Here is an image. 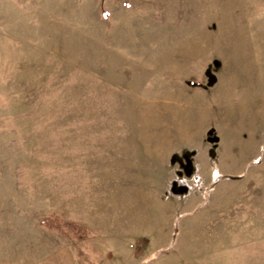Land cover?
Returning a JSON list of instances; mask_svg holds the SVG:
<instances>
[{
	"label": "rangeland",
	"instance_id": "rangeland-1",
	"mask_svg": "<svg viewBox=\"0 0 264 264\" xmlns=\"http://www.w3.org/2000/svg\"><path fill=\"white\" fill-rule=\"evenodd\" d=\"M211 87L233 112L199 141L174 100L215 105ZM141 180L154 203L119 191ZM83 200L87 236L39 223ZM66 247L73 264H264V0H0V264Z\"/></svg>",
	"mask_w": 264,
	"mask_h": 264
},
{
	"label": "crops",
	"instance_id": "crops-1",
	"mask_svg": "<svg viewBox=\"0 0 264 264\" xmlns=\"http://www.w3.org/2000/svg\"><path fill=\"white\" fill-rule=\"evenodd\" d=\"M213 87H211L207 92L204 91V94H202V95H203V97H209L211 99V94H212L213 97L216 98V102H214L216 106L212 105L207 100H206L205 103L204 102H201V103L200 102L199 103L198 102H194L195 101L194 97H189L188 96V98H185V96L182 94V92H180L179 95H176L177 97L173 96V97H176L174 102H178V101L184 99V102L186 104L185 107L187 109V119L193 120L194 118L192 116H194V115L198 116V118L199 117L202 118L201 123H200V121H198L197 124L193 123L191 125V123H190L187 127L185 126V128L183 129L185 131H190V132L193 131L194 134L196 135V137L199 139V141L203 140L202 139L203 135L206 132L207 128L209 129V124H210L209 122H210L211 118H214L213 117L214 114L215 115L218 114V116L220 115L221 117H223V120L224 119L226 120L227 117L229 115H231L232 112H233L231 108H230V110L228 108L225 109V107L219 106V104H216L218 96H217V93H215V90L213 89ZM216 110H218V111H216ZM217 133H218V131H217ZM218 139L220 141L219 133H218ZM204 146L207 148L206 145H204ZM200 167L202 168V166H200ZM148 183H150V182L147 181V180H141L140 183L134 185V184H132V182L126 181L125 184L121 185L123 187L119 188V191H122L123 189H127L128 190L127 192H129L128 194L130 195L131 193H135L136 194V192H138V191H136L138 187H140V188H145L146 187L147 188L146 191L140 190L139 193L142 192V195H143L145 200L150 199L151 202L154 203V201H155L154 198H153V191L154 190H152L150 187H148ZM115 188H117V187H115ZM108 191L110 193H112L115 190H114V188L110 189V187H108ZM108 191H107V193H108ZM116 191H118V190H116ZM83 207H85L84 210H82ZM97 208L99 209V212L105 211L106 209L109 208V204L106 201V202H104V205L98 204ZM85 210H86V202L83 200L81 202V206H80V209H79V211H80L79 216L78 217H74V218H77L76 220H78V221H75V222H78V223H81V224H86L82 220L84 218V214L82 215V213H85ZM129 215H131V214H129ZM130 219H131V217L129 218V220ZM40 229H42V228H40ZM47 230L52 232V233H55L58 236V234L55 232V230H50V229H47ZM125 231L129 232L128 228H126ZM140 235H147V234L146 233H140ZM51 247H53V246H51ZM48 256H49V263H51V264H59V262H60V264H73V253L71 252L70 247L69 248L66 247L64 250L63 249H59L58 250L56 248V250L54 252H52L51 254H49ZM35 264H41V263H35Z\"/></svg>",
	"mask_w": 264,
	"mask_h": 264
},
{
	"label": "trees",
	"instance_id": "trees-1",
	"mask_svg": "<svg viewBox=\"0 0 264 264\" xmlns=\"http://www.w3.org/2000/svg\"><path fill=\"white\" fill-rule=\"evenodd\" d=\"M39 223L47 229L60 232H69L70 235L78 238L85 237L88 233V228L86 226L74 221L62 220L54 214L41 218Z\"/></svg>",
	"mask_w": 264,
	"mask_h": 264
}]
</instances>
